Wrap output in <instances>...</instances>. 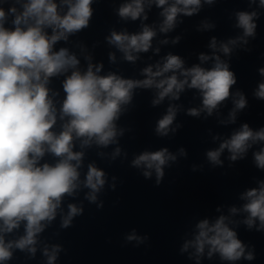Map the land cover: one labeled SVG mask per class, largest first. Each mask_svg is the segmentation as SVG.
I'll return each instance as SVG.
<instances>
[{
    "label": "clouds",
    "instance_id": "clouds-1",
    "mask_svg": "<svg viewBox=\"0 0 264 264\" xmlns=\"http://www.w3.org/2000/svg\"><path fill=\"white\" fill-rule=\"evenodd\" d=\"M203 2L212 5L214 0ZM256 2L249 0L250 5ZM4 3L7 0H0V5ZM93 3L94 0H14L7 11L0 6V264L12 260L17 249L34 258L38 235L52 224L58 210L61 212L60 228L72 226L73 218L83 214V206L70 203L64 215L61 204L65 196L73 197L83 187L90 190L85 199L96 203L97 194L106 183V174L95 163H89L81 180L83 150L93 145L107 148L118 144L117 138L124 130H118L116 122L132 103L134 90L155 89V98L151 101L155 107L165 98L178 101L186 88L195 89L200 94L201 107L187 109L186 115L190 117H200L201 113L212 116L231 97L234 106L228 120L221 123L234 124L237 113L248 107L241 90L231 91L237 84V76L230 70V63L222 60L217 52L230 58L234 46L247 45V38H255L257 11L236 12L235 26L242 29V35L221 42L219 46L213 37L209 44L212 55L201 53L200 64L186 68L181 56L169 53L162 63L143 68V79H125L114 72L100 75L103 64H93L90 55L84 57L88 63L87 69L82 71L80 59L69 48L55 50L58 42H67L70 36L89 28ZM153 5L162 9L159 31L168 33L176 27L178 15L191 17L198 13L202 0H125L118 7L117 15L124 21H146L145 8L151 9ZM258 7L264 9V0H258ZM9 17L11 26L6 27ZM203 27L214 25L204 23ZM156 35L152 26L142 23L137 33L112 30L106 40L123 54L124 60L134 63L138 59L135 54L147 53L152 48ZM179 40L180 37H176L172 43ZM155 51L159 52V48ZM109 59L115 62V54L109 53ZM209 60L213 61L211 67L201 66ZM257 72L264 78V67H259ZM61 76L63 98L58 100L60 93L50 84L53 78ZM253 97L264 101V80L258 83ZM178 110L177 105L168 106L166 114L156 122L157 136L167 137L182 127H171ZM260 142H264V127L253 130L248 123H243L217 149L208 151L207 159L213 165L223 166L220 157L227 149L231 162L243 160L248 150ZM77 144L80 151L74 150ZM180 153L185 154L183 148ZM98 155L107 154L100 152ZM120 155L121 148L116 147L110 158L115 160ZM46 156L51 160H46ZM253 157L255 166L264 170V147L254 151ZM176 159L167 148H161L136 155L131 166L145 169L142 175L146 179L151 178L154 171L156 186H159L165 175L164 166ZM241 199L246 201L242 208L231 207L229 211L232 215L247 213L243 221H232L225 215L214 222L201 220L196 225L194 239L186 241L181 251L194 249L197 264L206 248L209 259L218 254L222 261H252L254 251L246 252L247 245L229 225L243 223L249 230L255 228L264 232V180L258 182V187L246 190ZM98 207L102 208L103 204ZM21 224L24 234L6 241L5 236L19 229ZM144 239L146 237H139L134 231L126 236L128 242L136 241L137 244ZM61 250L60 245H46L43 255L47 264H55Z\"/></svg>",
    "mask_w": 264,
    "mask_h": 264
}]
</instances>
